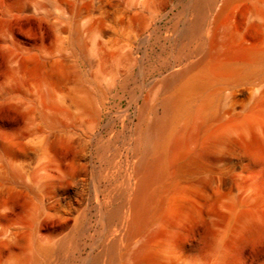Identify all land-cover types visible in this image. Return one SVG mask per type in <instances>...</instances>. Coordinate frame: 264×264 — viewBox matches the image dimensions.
Returning <instances> with one entry per match:
<instances>
[{"label":"bare ground","instance_id":"obj_1","mask_svg":"<svg viewBox=\"0 0 264 264\" xmlns=\"http://www.w3.org/2000/svg\"><path fill=\"white\" fill-rule=\"evenodd\" d=\"M0 264H264V0H0Z\"/></svg>","mask_w":264,"mask_h":264},{"label":"rangeland","instance_id":"obj_2","mask_svg":"<svg viewBox=\"0 0 264 264\" xmlns=\"http://www.w3.org/2000/svg\"><path fill=\"white\" fill-rule=\"evenodd\" d=\"M152 59H153V55H150L149 61L152 62ZM111 130H112V128H107L106 130H104L103 135L106 136L107 133L110 132ZM91 219H93V220H91ZM89 222H91L90 223V227L85 232H83V235L80 237V243L83 245L82 246L83 247V252L87 250L88 245L90 244L89 242L91 241L90 238L94 234V227L93 226H94V224L96 222L95 217L92 216L90 218V221Z\"/></svg>","mask_w":264,"mask_h":264}]
</instances>
